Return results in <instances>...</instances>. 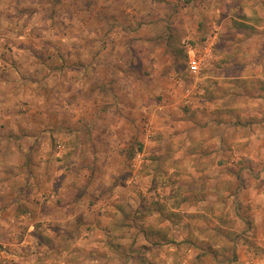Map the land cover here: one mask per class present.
Wrapping results in <instances>:
<instances>
[{
    "label": "rangeland",
    "instance_id": "obj_1",
    "mask_svg": "<svg viewBox=\"0 0 264 264\" xmlns=\"http://www.w3.org/2000/svg\"><path fill=\"white\" fill-rule=\"evenodd\" d=\"M91 1L0 0V142L26 141V168L64 181L56 192L47 179L26 197L33 189H19L18 177L3 180L11 166L0 151V262L264 264L259 138L237 139L240 118L231 138L186 102L213 91L212 75L258 85L264 27L243 24L252 10L264 24V0H94L99 18L87 13ZM87 45L101 52L94 68ZM190 47L205 54L196 74ZM239 92L240 104L261 106ZM10 152L18 167L19 151ZM118 211L126 222L112 218ZM93 223L110 249L76 243ZM149 228L150 245H134Z\"/></svg>",
    "mask_w": 264,
    "mask_h": 264
},
{
    "label": "crops",
    "instance_id": "obj_2",
    "mask_svg": "<svg viewBox=\"0 0 264 264\" xmlns=\"http://www.w3.org/2000/svg\"><path fill=\"white\" fill-rule=\"evenodd\" d=\"M156 1L157 0H147V3L151 7V6H154V3ZM130 2H131V4L134 3L133 4L134 6H137L140 3V0H130ZM145 2H146V0H145ZM93 4H94V0H92L91 3L89 4L90 12H87V13H89L91 15L94 14L99 18V16L97 15V11L94 8H92ZM91 9H93V10H91ZM153 10H154V8H152L150 15L153 14L152 13ZM254 27H255V29L262 28V27H264V24L260 25V26L254 25ZM255 34L257 35V33H255ZM259 35H260V38L263 39L262 42H264V30L260 31ZM253 37H255V36H253ZM88 43H90V42L88 41ZM86 47L88 48L87 51L89 53L88 54V61L86 62V64L89 66V68H91V67L94 68L97 66V64H99L98 61L100 60L99 56L101 54L100 49L96 48L94 45L93 46L87 45ZM263 47H264L263 45H260V51L259 52H262V50L264 49ZM98 50H99V53L97 55H95ZM37 52H42V48H40ZM37 55H38V57H40V54H37ZM93 55H94V57H93ZM226 65L238 66L237 62H235V61L226 63ZM241 65L242 66H240V67L242 69L243 68L245 69L247 67L246 65H243V64H241ZM260 65H261L260 70H264V61H262L260 63ZM84 66H86V65H84ZM251 68H254V67L251 65ZM99 72H100V70H99ZM100 74H101V77H103L104 74L102 72ZM243 76L247 77V75L245 73L243 74ZM104 77H105V75H104ZM261 78L262 79L259 80L258 85H256L254 88H252L251 84L244 85L243 87L240 88L239 86H237V83L235 80V79H238V76H235V75H227V76L212 75L211 76L212 80H211L210 84H211V89H213V91L211 93H208L207 87L201 88L200 90H198L199 93H201V94L188 97L186 99V102L187 101L189 102L190 107L192 109H195L196 111L201 110V112H204V113L206 112L207 119L211 120L213 124H220L223 129H226L225 130L226 134L230 133L231 138L233 136L235 138V135L237 134V133L233 134L234 133V126H235V124H234L235 119L237 118V121L239 118L242 119L243 125L241 128L242 129L245 128V130L242 131V135L240 137L237 134V139H242L244 141L247 140V145H249L251 142L258 140L255 138H259L258 141H259L260 149L264 150V120H262L264 117V77H261ZM195 83H196V85H194V86H198V85L202 86V83H205L204 78L203 77L198 78V80H196ZM214 88H219L221 90L222 94H216ZM239 91H243L244 95L249 96V99H251V100H261L260 101L261 106H259L257 108H255V107L252 108L250 106V100L249 101H243L242 104H240L239 100L241 99L240 98L241 93ZM190 95H192V94H190ZM186 96H187V94H185V97ZM196 108H198V110ZM2 110H3V108H2ZM201 112L198 111V113H201ZM6 116H8V115H6ZM225 120L226 121L228 120L230 125H228V124L225 125L224 124ZM204 121L205 120H203V122ZM221 122H223V124ZM209 123H211V122H209ZM203 124H205V122ZM55 125L58 126V124H55ZM237 126H238V124H237ZM20 127L25 128V125H23V126L20 125ZM37 127H38L37 125H34L32 128H30V129H33L31 132H34L36 134L37 129H38ZM19 128L15 127L14 128L15 132ZM3 129H6V127L3 126ZM30 129H28V130H30ZM25 130H27V129L25 128ZM239 130L240 129H237L236 131H239ZM219 137H220V140L218 142L223 143V137L221 135H219ZM226 139H228V137H226ZM253 139H255V140H253ZM25 142L26 141H24L22 139H19V140L4 139L0 142V151L2 152V156L4 158L3 162H4V164L6 163L7 166H11L10 168H6V169L4 168L5 172H4L3 180L6 182L7 181H14L18 177V179L20 180L19 189L23 188L24 191H26L27 193L29 192L28 190L33 189V191L28 193V195H26V197L31 196V197L36 198V196H37L36 192L38 191V187L41 188L42 186H40V184H44L45 181H47V179H49V182H50V185L48 187L52 191L57 192V191L61 190L63 185H64V181L62 180V178L60 180V176L58 174L50 172L49 178H48V174L42 175V176H44V179L42 177L40 178L39 176L36 178L35 175L37 174V170L35 169L33 171V169L30 168V166L26 168V165H27L26 161L29 158L28 154H29L30 149L28 146L24 147ZM37 144H41V143H36V141L34 142V145H36V147L34 149L35 153H36V150L39 149V147H40V146H37ZM15 148L19 152H18V154H16L17 152H15V154H13L14 156L12 158L15 159L16 158L15 155L20 156L18 167L13 166L14 164H16L15 162L13 164H10L9 158L6 157V155L10 151L14 150ZM27 149H28V153H27ZM10 154H11V152H10ZM91 159H92V157H91ZM263 165H264V163L260 165V168L263 167ZM22 166H24L25 168ZM25 172L27 174H30L31 177L26 175ZM259 179H260V182L261 181L263 182L264 170H263L261 177ZM34 184L36 185V187L34 186ZM68 186H69V184H68ZM2 193H4V192H2ZM253 193H255V192H253ZM2 196L7 197L6 194H4ZM258 196H264V193L262 194L261 190H260L257 197ZM119 214L122 217V218L121 217L120 218L123 219L124 222H126L125 215H123L119 211H118V214H114V216L112 218L115 217L116 219H118ZM99 218L100 219L102 218L101 223H102V225H105L104 222L107 220V219H105V216L100 215ZM260 218H264V214L260 215ZM94 219L97 222L98 218H94ZM109 220H110V218H109ZM135 221H137V220H135ZM168 221H169V219H166L167 223H168ZM98 227L101 229L100 226L93 223L91 228H90L89 233H87V237L76 238L75 239L77 241L76 243H79L81 241L83 244L85 243L86 248H90V249H93L92 246L97 247L100 250L106 249L107 245L102 247L103 242H101L99 240L100 234H97L99 232ZM151 228L145 229L144 237H142L141 239L138 238L134 245H138V243H141V244L143 243V244H147V246H149L150 243H148V240H151V239L148 238L147 236H148V231H150ZM81 233H83V231ZM54 240L56 241L55 238H54ZM70 243L71 242H69L68 244H70ZM136 247L138 248L139 246H136ZM107 248L110 249V246H107ZM94 249H96V248H94ZM109 249H108V251H109ZM9 259H10V255H7V261ZM89 259L90 260L88 262L91 263L92 258H89ZM9 263H11V262L8 261L6 263V258H5V255L3 254L2 262H0V264H9Z\"/></svg>",
    "mask_w": 264,
    "mask_h": 264
},
{
    "label": "built area",
    "instance_id": "obj_3",
    "mask_svg": "<svg viewBox=\"0 0 264 264\" xmlns=\"http://www.w3.org/2000/svg\"><path fill=\"white\" fill-rule=\"evenodd\" d=\"M188 50L190 52L193 51L191 47L188 48ZM204 56L205 54H202V55L196 54V53L192 54V52L188 55L187 65L191 73H194V74L198 73V71L201 68V65L203 64Z\"/></svg>",
    "mask_w": 264,
    "mask_h": 264
},
{
    "label": "trees",
    "instance_id": "obj_4",
    "mask_svg": "<svg viewBox=\"0 0 264 264\" xmlns=\"http://www.w3.org/2000/svg\"><path fill=\"white\" fill-rule=\"evenodd\" d=\"M245 20V24H243L245 27H251L254 28V25H258V23L261 21V17L259 16V14L257 13V11L252 10V14L251 17H244ZM244 23V22H241ZM254 24V25H253Z\"/></svg>",
    "mask_w": 264,
    "mask_h": 264
}]
</instances>
